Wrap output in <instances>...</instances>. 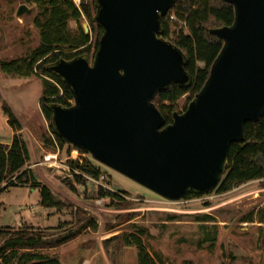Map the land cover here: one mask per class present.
<instances>
[{"label":"water","instance_id":"1","mask_svg":"<svg viewBox=\"0 0 264 264\" xmlns=\"http://www.w3.org/2000/svg\"><path fill=\"white\" fill-rule=\"evenodd\" d=\"M224 1L234 18L211 30L222 47L209 75L165 125L153 98L173 83H191L182 51L159 36L160 17L175 0H95L93 21L102 34L92 59L46 66L73 95L69 107L50 106L56 134L164 199L213 191L230 144L243 139L245 122L264 113V0ZM31 12L20 4L16 15Z\"/></svg>","mask_w":264,"mask_h":264},{"label":"rangeland","instance_id":"2","mask_svg":"<svg viewBox=\"0 0 264 264\" xmlns=\"http://www.w3.org/2000/svg\"><path fill=\"white\" fill-rule=\"evenodd\" d=\"M89 1V0H84ZM20 0H0V61L24 56L39 42V31L32 20L37 10L16 15ZM82 27L91 30L82 18ZM69 29H77L69 21ZM177 29L179 24L177 23ZM187 32V29L185 30ZM92 44L95 33L91 32ZM92 56L89 57V60ZM41 81L35 75L24 77L0 70V142L9 143L12 130L1 109L6 102L22 126V135L28 143L31 157L27 166L34 170L64 202L71 207L43 208L39 191L29 185H14L0 191V226L26 224L42 227L47 233L60 221L77 225L92 217L98 223L97 231L84 230L73 240L56 249L61 264H137L134 246L119 245L115 235L137 233L148 252L158 264H264V179L253 180L232 188L224 194L210 193L171 201L160 197L125 176L96 162L86 152L65 144L55 150L45 148L41 136L51 133L49 122L42 115L38 101ZM189 94L180 97L176 104L184 111ZM57 153V166L42 164V156ZM90 161L99 166L102 178L94 182L84 176L81 184L68 176L64 169L68 159ZM63 179H69L72 192ZM6 180L2 185L6 184ZM1 185V186H2ZM121 190L127 194L124 206H108L106 198L94 196L96 187ZM69 225L65 226L68 228ZM214 236L213 241L206 238ZM54 249H44L51 254Z\"/></svg>","mask_w":264,"mask_h":264},{"label":"trees","instance_id":"3","mask_svg":"<svg viewBox=\"0 0 264 264\" xmlns=\"http://www.w3.org/2000/svg\"><path fill=\"white\" fill-rule=\"evenodd\" d=\"M24 4L35 6L37 12L32 23L39 31V42L36 47L24 56L1 60L0 70L7 74L29 77L35 75L41 81V97L39 109L45 120L49 122L51 137L42 135L45 148L55 150L56 146L65 143L56 134L51 123L52 104L69 107L73 103V95L63 81L46 69V66L57 60H70L79 55L93 56L101 29L94 23L95 0L83 1L79 8L72 0H20ZM173 13L177 21L185 22L187 32L177 29V21H172ZM85 18L91 30L84 32L80 21ZM234 10L224 0H175L167 14L160 17L159 36L178 47L185 56V70L191 75V83L187 87L171 84L167 89L159 91L152 102L162 114L165 125L172 122L174 112H179L177 100L189 94L187 104L199 92L205 83L210 66L222 47V40L211 33L212 29L229 26L233 22ZM69 21L77 24L75 32L69 29ZM91 32L95 33L92 44ZM187 108L184 107V111ZM12 130L9 143L0 142V191L9 186L29 185L39 191V203L43 208L71 207L56 193L39 180L36 172L27 166L31 157L26 139L22 135V126L6 102L1 105ZM83 152L82 150H79ZM66 165L71 169V176L77 184H81L84 176L98 180L102 176L99 166L90 161L79 162L68 159ZM264 179V113L256 122L244 124L243 139L231 143L228 149L227 164L223 176L214 192L224 194L232 188L253 180ZM6 180V184L2 185ZM67 187L75 192L69 179H63ZM2 185V186H1ZM211 192V191H210ZM209 192V193H210ZM121 190H109L97 186L94 196L106 198L108 206L119 208L125 205L126 199ZM200 194L187 192L183 199L198 197ZM1 209V204H0ZM68 221H60L51 233L40 227L22 224L20 226H0V264H61L56 254H44V249H55L73 240L86 229L97 231L98 223L88 217L84 222L72 226ZM68 228H65V226ZM143 230L133 234L115 235L111 239L125 246L136 249L137 264H158L157 260L146 249L142 236ZM214 236L206 238L213 241Z\"/></svg>","mask_w":264,"mask_h":264},{"label":"built area","instance_id":"4","mask_svg":"<svg viewBox=\"0 0 264 264\" xmlns=\"http://www.w3.org/2000/svg\"><path fill=\"white\" fill-rule=\"evenodd\" d=\"M72 1L79 8L80 4L84 0H72ZM169 18L172 21H177L176 18H175V15L173 13H170L169 14ZM177 23L179 24V28H182L183 29V32H185L184 31V29L186 30L185 22L177 21ZM42 157H43L42 158V161L35 162L34 165L37 166V165H42V164H47V165L49 164V165H52V166H57V158H56L57 157V153H55V154L54 153H47V154H44ZM73 160H75V159H73ZM64 167H65L64 169L68 172V176H70L71 175V169L66 164H65ZM99 178H102V176H100ZM98 180H93V181L97 183Z\"/></svg>","mask_w":264,"mask_h":264},{"label":"crops","instance_id":"5","mask_svg":"<svg viewBox=\"0 0 264 264\" xmlns=\"http://www.w3.org/2000/svg\"><path fill=\"white\" fill-rule=\"evenodd\" d=\"M19 225H21V223L20 222H18V224H17V226H19ZM40 228H42V227H40ZM59 247H57V248H55L54 250H52L51 252V254H56L57 256H58V254H57V252H56V249H58Z\"/></svg>","mask_w":264,"mask_h":264},{"label":"flooded vegetation","instance_id":"6","mask_svg":"<svg viewBox=\"0 0 264 264\" xmlns=\"http://www.w3.org/2000/svg\"><path fill=\"white\" fill-rule=\"evenodd\" d=\"M20 5V4H19ZM18 8V7H17ZM16 12H17V10H16ZM25 14V13H24Z\"/></svg>","mask_w":264,"mask_h":264}]
</instances>
